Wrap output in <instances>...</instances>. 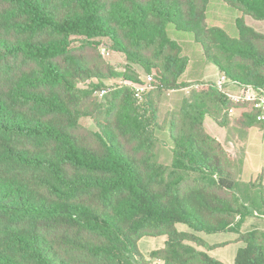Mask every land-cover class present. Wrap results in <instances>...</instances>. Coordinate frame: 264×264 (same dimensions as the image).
<instances>
[{
  "label": "trees",
  "instance_id": "16d2710c",
  "mask_svg": "<svg viewBox=\"0 0 264 264\" xmlns=\"http://www.w3.org/2000/svg\"><path fill=\"white\" fill-rule=\"evenodd\" d=\"M220 1L238 13L236 38L210 22V0H0V264H224L208 252L226 244L201 234L238 231L252 208L264 217L262 194L241 195L204 128L228 125L232 104L215 83L171 115L172 164L157 161L158 103L188 87L170 26L229 82L264 89V33L244 22L264 21V0ZM102 41L154 73L153 92L136 97L139 76L105 64ZM107 80L128 84L98 101ZM237 109L238 123L264 130ZM236 233L234 264H264V230ZM157 237L164 246L145 257L138 242Z\"/></svg>",
  "mask_w": 264,
  "mask_h": 264
},
{
  "label": "rangeland",
  "instance_id": "374dc122",
  "mask_svg": "<svg viewBox=\"0 0 264 264\" xmlns=\"http://www.w3.org/2000/svg\"><path fill=\"white\" fill-rule=\"evenodd\" d=\"M208 16H209L210 22H213L214 25H217L218 27L223 28L230 37H233V38L237 37V30L234 25V20L238 17V13L235 10L223 4L220 0H210V4L208 6ZM216 16H218L219 18L216 19L215 21L212 19V17H216ZM244 22L246 25H248L249 27L255 30L260 28V26L264 25V22L256 21L248 16H244ZM169 29H170L169 34L171 38L178 40L185 47L186 42H184L183 40H186L190 36H188V34L186 33L176 32L172 30L173 29L172 26H170ZM101 45L106 46L111 51V55L109 57H103L100 54L99 47ZM191 45L193 44L191 43ZM195 47H198V46H195ZM97 52L101 60L105 64L112 66L117 72L124 71V68L127 65L130 67V70L134 74L139 76L141 82L145 80V77L147 74L139 66H135V65H131L127 63L124 57L114 52L105 41H102L99 44V46L97 47ZM193 59L196 60L193 54L191 53V60ZM206 63H207L206 72L208 76L206 80L207 81L209 80V81L202 82V83H212L213 81H215L214 73H216L215 72L216 68L211 62L207 61ZM191 68H193V61L191 62ZM151 74L154 75L155 77L154 73H151ZM91 81L93 83L98 82L96 79H93ZM103 84L105 85L103 89H110L115 86H119L120 81L119 80H107V81H104ZM200 84L201 83L197 81V82L188 84V87L182 91H173V92L167 93L163 97H161V100L158 103L159 105L157 106L156 125L159 128L156 129L157 131L156 155H157V161L165 166H171L172 164L173 145L170 140L169 131H168L170 117L172 114L178 115L181 107H183L185 102H191L192 95L194 93H199ZM87 85L88 83L84 85L81 84L80 87L86 88ZM150 91L153 92V89ZM150 91L148 92L151 93ZM93 96L96 97L98 101H102L103 97H99L96 94V91L94 92ZM232 117H234V115ZM81 124L90 130H94V131L96 130L93 122L89 118L81 119ZM218 137L219 138L217 140L221 143L228 158L232 162L230 166V170L235 174V176H237L238 179H240L243 174L244 167L242 165L243 160H237L235 162V165L233 164L236 157L238 156V151H237L236 146L230 145L229 143L231 141L225 135H221V137L220 136ZM238 219L239 218H237V220ZM178 229L181 231L187 230V228L182 225H179ZM201 236L204 238V240L208 244L228 242L229 245L223 248H219L213 252H210L209 254L215 259L221 260L224 264H233L236 250L240 246L235 241L236 236H237L236 233L228 232V233L211 234V235L201 234ZM165 241H166V237L143 238L138 242L137 246H138L139 251L145 257H148L152 251L162 248L165 244Z\"/></svg>",
  "mask_w": 264,
  "mask_h": 264
},
{
  "label": "crops",
  "instance_id": "0c3cea01",
  "mask_svg": "<svg viewBox=\"0 0 264 264\" xmlns=\"http://www.w3.org/2000/svg\"><path fill=\"white\" fill-rule=\"evenodd\" d=\"M218 18H219L218 16L212 17V19L215 21ZM255 31L264 33V25L260 26V28H258ZM183 41L186 42L185 47L183 49V54L188 59V65L183 76L184 82H186L187 84H191L197 81H199L200 83L208 82L209 80L208 81L206 80V78L208 77L206 72V64H207L206 62L208 60L203 56L200 46H198L194 42H191V40H189L188 38ZM191 43L193 45H191ZM191 53L193 54L196 60L194 59L191 60ZM192 61H193V68H191ZM215 72L216 73L214 74L216 81L220 75V72L218 71L217 68ZM215 81L213 82L210 81V82L215 83ZM240 113L241 111L237 110L233 114L234 117H232L233 115L228 116L227 127H219L210 118H205L204 128L207 131V133H209L211 136L215 137L216 139L219 138L218 136L221 137V135H225L231 141L229 144L232 146H236L238 151V156L236 157L233 164L235 165V162L237 160H243L242 165L244 167V171L241 178L240 179L237 178L238 190L241 193V195L245 198H249V197L254 198L258 194H262V197L264 199V130H261L259 127L247 128L244 125L238 123L236 120L240 116ZM255 228L264 230V217L256 216V211L252 208L251 216H245L237 220L238 231L236 232L242 233ZM217 244H226V246L229 245L228 242H222V243H216L210 245H217ZM238 244L240 246L237 248V250L242 246L241 243ZM209 253L210 252H208V254Z\"/></svg>",
  "mask_w": 264,
  "mask_h": 264
},
{
  "label": "built area",
  "instance_id": "2783aa9c",
  "mask_svg": "<svg viewBox=\"0 0 264 264\" xmlns=\"http://www.w3.org/2000/svg\"><path fill=\"white\" fill-rule=\"evenodd\" d=\"M99 50L103 57H109L111 55V51L104 45H101ZM156 83L154 75L147 74L145 80L141 82V84L134 86L136 97H140L143 93L155 89ZM120 84H128V82L120 80ZM215 86L232 104L226 111L228 116L233 115L238 110L237 107L244 106L248 112L255 113L257 121L264 123V89L239 86L234 82H229L222 74H220L216 80ZM110 89H101L96 91V94L99 97H103Z\"/></svg>",
  "mask_w": 264,
  "mask_h": 264
}]
</instances>
